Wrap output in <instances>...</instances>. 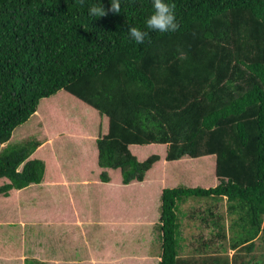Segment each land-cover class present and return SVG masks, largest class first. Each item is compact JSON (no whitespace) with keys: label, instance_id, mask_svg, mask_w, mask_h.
Returning a JSON list of instances; mask_svg holds the SVG:
<instances>
[{"label":"trees","instance_id":"trees-1","mask_svg":"<svg viewBox=\"0 0 264 264\" xmlns=\"http://www.w3.org/2000/svg\"><path fill=\"white\" fill-rule=\"evenodd\" d=\"M165 2L175 3L179 29L150 31L137 44L127 28L147 30L153 0H121L120 13L103 17L88 9L107 10L111 0H0V200L42 184L51 171L42 155H60L67 172L81 170L84 162L74 166L65 147L56 148L57 130L66 129L74 140L89 138L76 147L93 149L99 181L126 192L122 206L126 196L143 202L159 194L158 264H264L255 254L264 250V0ZM62 90L80 114L43 102ZM32 116L27 128L43 121L54 140L10 143ZM140 146L157 152L143 159L152 151ZM160 165L157 185L152 171ZM170 165L196 185L168 186L177 181ZM189 199L207 201L188 216L209 230L184 255L180 205ZM220 200L224 213L209 204ZM13 222L0 219V241L5 233L15 238L14 226L21 241L28 221ZM5 249L0 257H18ZM23 264L43 263L26 257Z\"/></svg>","mask_w":264,"mask_h":264},{"label":"rangeland","instance_id":"rangeland-1","mask_svg":"<svg viewBox=\"0 0 264 264\" xmlns=\"http://www.w3.org/2000/svg\"><path fill=\"white\" fill-rule=\"evenodd\" d=\"M59 92V95L57 93L58 96L48 97L43 99L45 100L43 102H53L56 109L61 106L71 107L75 112H78L77 114H80L75 99L63 90ZM44 114V116L48 115L47 113ZM81 114H83L82 107ZM50 116L48 118L55 127L57 121L51 119ZM42 122H35L33 126L27 128L33 123L32 116L26 123L16 127L13 131L15 135L12 134L10 143H22L33 139L40 142H45L48 139L54 140ZM94 125L96 127L101 125L98 119ZM57 131L62 132H57L56 142L61 137L63 144L56 145V148L63 149L65 147L70 157L68 159L73 165L75 162H84L81 170L73 168L67 172L64 169L67 166L66 162L62 160L60 155L56 154L51 161L47 156L42 155L41 158L45 160L47 172L49 168L51 170L49 175H47L48 173L45 175L42 184L32 185L19 192L12 191L8 198L0 200V219L14 220L13 223L28 221L27 224H30L36 222V224L33 223L35 225H30L32 227L25 224V230L23 234H20L22 239L17 244L15 242L19 236L15 232L19 230V227L14 226L12 231L15 238L10 237L9 233H5L0 241V252L6 250L5 248H12L14 253H18V257L13 259L11 254L4 258L0 257V264H23V259L26 257L39 259L43 264H158L161 250L159 230L156 227L159 192L155 194V196L158 194L157 197L153 196L149 200L146 198L143 202H140L138 197L126 196L127 202L131 200L129 205L122 206L125 198L123 192L125 191L118 182L107 185L99 181L96 160L93 159V149L85 154L76 147L81 142H88L86 139L89 138L74 140L69 138L66 129ZM77 141L78 144H75ZM90 145H95V142ZM70 149L75 150H73L75 157L78 156L80 161H76L77 158L72 154L70 155ZM139 149L144 152L152 151L143 159L157 152V150L153 152V146L151 147L152 150H147L144 146H140ZM36 155L34 153L31 157ZM92 159L93 164L91 163L92 166H90L89 162ZM88 165L90 169H88ZM160 167L162 165L152 171V177L155 178L156 183ZM168 172L172 175V177L169 176L170 178L177 179L175 183H170L168 186H177V184L178 186L196 185L187 180V178H191V175L186 180L182 179L181 168L176 169L170 165ZM94 176H96V182L92 180ZM204 176L209 180V183L212 182L213 177L208 173ZM4 182L1 180L0 185ZM203 182L202 180L197 184L204 185ZM14 193L20 194L14 197ZM129 194L132 195V192ZM206 202L203 199L197 201L189 199L180 205L181 211L184 213L182 236L185 239L181 242L184 255L190 254L193 247L197 246L193 240L194 237L200 234L208 235L209 228L204 229V226L198 221L188 216L193 206L206 207ZM209 204L215 206L217 211L225 212V200L213 201ZM154 205L155 207H153ZM104 210L105 213L110 211L108 219L104 218L107 216L103 215ZM136 216L141 219L135 220ZM88 237L89 242H87ZM257 242H261L260 239ZM260 252L263 253L262 258L264 259V250L261 247L256 248L255 254Z\"/></svg>","mask_w":264,"mask_h":264},{"label":"clouds","instance_id":"clouds-1","mask_svg":"<svg viewBox=\"0 0 264 264\" xmlns=\"http://www.w3.org/2000/svg\"><path fill=\"white\" fill-rule=\"evenodd\" d=\"M80 4H84V0H80ZM175 3H167L165 0H153V13L146 19L145 27L147 30H142L132 26L127 28L129 37L137 44H143L149 38L150 31L160 33L175 32L179 29V25L175 16ZM112 13L121 12V0H111V7L105 10L99 3H95L89 7L88 13L92 17H103ZM180 59H187V53L181 51Z\"/></svg>","mask_w":264,"mask_h":264}]
</instances>
